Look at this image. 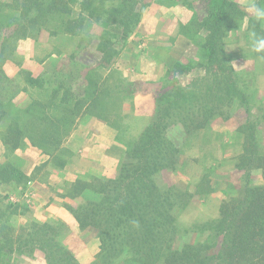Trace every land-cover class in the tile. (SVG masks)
<instances>
[{
    "label": "rangeland",
    "instance_id": "obj_1",
    "mask_svg": "<svg viewBox=\"0 0 264 264\" xmlns=\"http://www.w3.org/2000/svg\"><path fill=\"white\" fill-rule=\"evenodd\" d=\"M235 2L247 15L248 4ZM145 4L131 32L126 37L116 32L117 43L101 53L97 49L101 35L106 29L114 31L106 19L87 21L78 35L63 32L59 20L32 25L20 35L15 31L23 21L18 19L13 0H0V79H8L0 82V99L7 113L0 117V224L11 227L3 234L27 238L37 225L48 224L79 264L103 261L98 230L80 227L75 218L74 211L87 207L86 198L91 194H75V179L95 184L103 177L119 175L129 145L156 120L159 107H165L166 88L177 62L194 66L178 75L182 84L204 73L195 66L206 60V51L201 47L205 31L199 25L208 6L209 12L214 10L212 2L145 0ZM151 5L157 10L148 13L141 25ZM165 7L174 16L180 14L179 33L187 42V46L184 40L174 44L172 52L165 47L173 37L144 40L141 33L149 21L156 22L152 31L165 33ZM77 12L74 7L71 15ZM9 22L12 24L6 26ZM245 23V18L232 23L223 46L228 51L226 61L233 70L232 77L245 93L246 103L236 101L228 118L215 115L203 128L187 130L173 119L166 131L179 148L180 159L174 168L158 171L153 179L161 192L176 185L191 194L176 214L180 245L206 241L211 234L197 225L215 222L220 204L246 186L264 185L263 169L257 160L258 155L264 158V53L255 51L253 31L241 33ZM156 65L159 79L152 85L154 102L146 100L139 106L133 93L149 87L144 80ZM8 118L20 119L21 134H16L21 140L19 145L5 138ZM47 130L57 136L56 146L40 141ZM251 132L250 143L247 136ZM26 137L33 138L34 143ZM244 147L251 158L247 163L240 158ZM12 166L23 171L25 177L8 180L6 173ZM9 203L16 209L13 215L6 210ZM3 212L5 215H1ZM33 224H37L34 230ZM3 264H47V260L44 249L35 246L32 251L11 254Z\"/></svg>",
    "mask_w": 264,
    "mask_h": 264
},
{
    "label": "trees",
    "instance_id": "obj_2",
    "mask_svg": "<svg viewBox=\"0 0 264 264\" xmlns=\"http://www.w3.org/2000/svg\"><path fill=\"white\" fill-rule=\"evenodd\" d=\"M210 1L214 10L209 12L208 6V13L199 25L200 30L205 31L201 47L206 51L205 62L195 65L203 69L201 77L182 84L178 75L188 73L194 66L177 62L166 88L165 107H159L156 120L138 141L129 145L119 175L116 178L103 177L95 184L83 183L80 179L74 181L75 194L91 192L86 198L87 207L74 211V214L80 227L90 226L98 230L103 259L99 264H118L121 260L119 264H264V185L246 186L220 204L219 218L215 222L197 225L201 231L211 234L206 241L180 245L177 242L176 214L187 204L185 198L191 194L187 190L180 191L176 185L161 192L153 179L158 171L174 168L180 159L179 148L166 135L173 119L187 130H197L215 115L228 118L231 105L236 101L246 103V95L232 77L233 70L226 61L223 38L233 28V22L245 18L248 29L253 31L255 44L261 41V37L264 39L261 27L264 17L256 15V9L264 10V0L253 2L255 14L250 17L233 0ZM13 4L19 11L18 19L23 21L15 31L20 35L32 25L42 26L48 20H59L63 32L78 35L87 21L106 19L114 31L106 29L101 35L97 44L101 53L108 52L117 43L116 32L122 37L131 32L146 7L145 0H13ZM74 7L78 12L72 16ZM10 24L12 22L6 26ZM2 80L6 82L8 79L3 76L0 82ZM5 106L4 100L0 99V117L7 115L3 110ZM8 119L5 138L12 139L14 146L19 145L21 140L16 134H21L20 119ZM252 136L253 132L247 136L250 143ZM26 138L32 142L33 138ZM40 141L43 145L56 146L59 143L57 136L50 134L49 130ZM247 150L243 148L241 162L250 161L245 153ZM255 153L254 150L252 155ZM257 160L264 174V158L258 155ZM24 177L23 171L14 166L6 173L8 180ZM6 210L11 215L16 213L11 203L7 204ZM34 225L37 224H33V230ZM6 229L11 227L1 223L0 264L11 254L32 251L35 246L44 249L47 264H79L71 251L59 243L51 225H37L34 234L28 233L27 238L3 234Z\"/></svg>",
    "mask_w": 264,
    "mask_h": 264
},
{
    "label": "crops",
    "instance_id": "obj_3",
    "mask_svg": "<svg viewBox=\"0 0 264 264\" xmlns=\"http://www.w3.org/2000/svg\"><path fill=\"white\" fill-rule=\"evenodd\" d=\"M234 1V0H233ZM235 1H238V2H243L244 3L246 2V0H235ZM255 1V0H254ZM248 4L247 6V17L249 16H253L255 14V9L253 7V0L251 1H248L246 2ZM157 8L154 6V5H151L147 8V10L145 11V15L142 19V22H141V25L142 23H145L144 22V18L146 17V15L149 13L151 14L152 12L156 11ZM177 13L179 14V12L177 11ZM164 21L165 20V33L163 34H159L157 32H154L152 31V27H156L155 26V21H149V25H146L144 26V29L145 30H141V33H143L144 35V40L146 39H152L151 37H153L154 39H158L160 36H164L165 35V39H170L171 37H173V42L169 43V45H167V48L165 47V50L166 51H169V52H172L171 50H173L175 48L176 45L174 44H177L178 42H182L184 40V38H186L184 35H181L179 33V19H180V14L177 15L175 14L172 15L171 11L169 8L165 7V18H162ZM264 20V19H263ZM262 20V22H263ZM261 22V27L264 29V24ZM251 30L248 29L247 27V24L245 23V25L243 26V29L241 30V33H250ZM150 37V38H148ZM184 43H185V46L186 45V40H184ZM174 47V48H173ZM169 49V50H168ZM171 49V50H170ZM228 53V51H227ZM172 57V56H171ZM179 58V56H178ZM177 57L175 59H178ZM264 58V57H263ZM261 58V59H263ZM157 66H153V71L147 73V78H145L144 81L147 82V84L149 85L148 88L146 89H143V90H140V91H137L135 93H133V100L135 101V103H138V105L142 106V103L143 101H151V103L154 102V98H155V89L152 87L153 84H155V82L157 81V79H159V70H157ZM165 66L167 67V65L165 64ZM152 69V68H151ZM166 71V70H165ZM151 86V87H150ZM154 86V85H153ZM147 106V105H146Z\"/></svg>",
    "mask_w": 264,
    "mask_h": 264
},
{
    "label": "clouds",
    "instance_id": "obj_4",
    "mask_svg": "<svg viewBox=\"0 0 264 264\" xmlns=\"http://www.w3.org/2000/svg\"><path fill=\"white\" fill-rule=\"evenodd\" d=\"M256 15H257V17H264V10L256 9ZM254 48H255V51H257V52L264 50V40L257 42L254 45Z\"/></svg>",
    "mask_w": 264,
    "mask_h": 264
}]
</instances>
